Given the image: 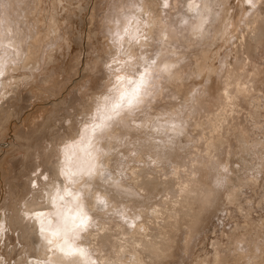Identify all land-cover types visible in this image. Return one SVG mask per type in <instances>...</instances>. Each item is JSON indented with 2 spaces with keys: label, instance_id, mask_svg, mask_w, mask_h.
<instances>
[{
  "label": "rangeland",
  "instance_id": "1",
  "mask_svg": "<svg viewBox=\"0 0 264 264\" xmlns=\"http://www.w3.org/2000/svg\"><path fill=\"white\" fill-rule=\"evenodd\" d=\"M6 1L8 0H0V4L3 3L7 7L8 2L5 3ZM15 2L18 3L16 4ZM209 2L211 3L212 21L202 31L203 33H197L190 43L184 40L185 37L183 35H189L192 25L189 24L185 27L181 24L184 19L195 18L190 17L186 12L187 0H168L167 9L164 7V0H13V8L10 9V12L8 10L7 14L9 13L10 17L15 18L13 15L17 7V17L23 18L25 24L24 34L26 36L25 44L27 45L25 51L29 52L30 60L24 68L26 73L24 76L17 78L14 84H10L7 81H5L6 85L2 86L0 84V92L7 95V92L11 91L13 95L8 100L0 103L2 115L9 118L0 128V207L5 205L6 214L9 216V219H6L3 212L4 209H0V224L3 223V232L0 233V254L9 258L6 264H21V260L28 262L37 252L36 239L38 234L27 230L21 233L25 228L22 230L16 229L15 221L17 215L15 210L21 207L23 203L20 197L17 196L15 184L20 183L22 185V194L25 195L31 186L32 180L35 178L34 174L36 172L44 171L52 181L55 177L53 172L55 162L52 163L53 165L47 166L43 160L42 152H48L52 147H55L58 152L60 150L61 154L63 147L60 149L58 146L83 143L81 141L83 134H81L82 131L78 124L80 123L79 120H85L84 112L82 111L83 94L88 92L89 84L90 87L95 88L99 83V79L103 78V75H108L114 71V69L107 68V73H105V65L119 60L117 50L126 51L128 49L129 42L133 37H138L142 24L160 19L165 25L169 21H173L177 25L176 29L177 31L179 30L178 35L179 33L180 35L178 39H174L167 44V47L169 46L168 49L176 52L175 56H180L179 63L183 62L180 64L185 66L182 77L186 87L189 90H193L192 103H194L195 93L205 85L207 92L203 93L199 100L202 106L201 117L206 118L208 113L216 111L223 83L217 73L206 75V73L199 71L201 61L211 62L215 68L219 65L218 57L223 56L228 49L231 50L227 56L228 62L234 64L239 57L245 59L247 55L240 51V48H236V45H233L234 42L239 45L243 40L242 37H237L233 33L231 24L236 22L242 14L245 16L246 12L250 10L253 13H264V0H251V4L246 3L245 0H209ZM22 6L23 9H21ZM141 10L145 13L143 17L140 15ZM0 12L2 16H5V12L1 8ZM122 20L123 22L126 20L124 24L135 20L136 25L134 26L135 31L128 33L130 37L126 36L128 41L123 42L122 40L119 43L114 41L113 36L120 26L124 25ZM151 28V30L147 29V33L155 41L152 49L153 51H160L163 38L161 26H156V24L152 23ZM236 28L238 29L239 27ZM30 30L34 31L35 34L31 35ZM226 34L229 37V41L226 40ZM249 42L250 50H248V55L250 59L264 64V27L260 41ZM132 47L135 48L136 46L132 45ZM203 50L207 53L206 55ZM136 51H139V49L136 48ZM261 63L262 74L257 77L254 88H251L248 93L242 96V113L237 119L242 125L250 128L252 125L251 113L256 117V121L264 119V65H261ZM115 71L119 72V66ZM224 72L225 70H223L222 75ZM120 74L128 77L129 73L121 72ZM207 76H210L208 80ZM166 84L167 91L165 94L169 91L176 94L174 91H177V87L170 82L169 75L164 79V85ZM74 91L81 94V100L75 101V97L72 95ZM165 94L164 97H166ZM204 97L209 99L205 101ZM2 99L3 97L1 96L0 100ZM156 99L152 107H146L138 115L143 117L146 113H149L152 116H159L165 114V112L173 111L171 105H165L158 96ZM182 101L185 103L184 105L191 106L188 103L189 97L186 91ZM158 102H160V105L157 106L156 103ZM175 104L178 105L177 102ZM73 106L79 112V117L74 120L70 128H64L63 118L66 115H71ZM259 106H261V109ZM176 109L181 111L179 106H176ZM189 110L181 111L183 131L181 135L175 136L176 138L173 136L174 147L178 153L184 155L188 150L193 151L190 145L196 144L206 158V144L198 139L202 135V129L199 127L194 129V119L186 118V114L190 113ZM192 115L193 113L190 117ZM136 123H141V121ZM186 128L187 130L185 131ZM259 134L264 135V124L261 125ZM141 135L143 137L147 136L146 133H141ZM191 136L195 140L189 143ZM107 137L105 135L102 139L104 142L109 143L111 138ZM253 137L259 139L258 135ZM100 139V137H96L92 140V142L97 140L98 142L97 146H95L96 149L90 152L91 155L97 151ZM249 144V140H241L240 135L232 134L229 142L225 143L221 151L218 152L220 154L218 160L219 169L220 165L228 161V172L222 173L218 170L214 176V180L218 175L220 176L218 178L221 180L220 188L222 190L230 177L236 178L242 173L244 178L246 171L249 169L248 167H251L252 173H255L257 177L261 176L258 170L262 168L259 167L260 163H264V157L260 158L261 155H264V151L260 149H263L264 145L261 142L252 145L248 149H241V146ZM113 147L115 150L120 148L117 145ZM167 147L169 148L170 146ZM228 151H230V156H228ZM255 160L259 163L257 164ZM115 168L116 165L112 161V169L110 170L117 172ZM18 170H20V175L15 177V172ZM96 184L93 186V190L108 186L99 182ZM211 184L214 185L215 183L212 182ZM111 188L114 189L113 187ZM93 190L91 193L94 192ZM119 192L127 197L129 196L131 199L135 198V201H140L139 196H134L127 191ZM153 192L156 193L155 189H153ZM160 193H156L157 198H161ZM149 196H146V199L152 198V195ZM117 198L118 202H124L126 199L119 196ZM143 201L144 198L139 204H142ZM138 202L136 203L138 204ZM10 204L14 205V209L9 208ZM49 206L50 209L48 210L54 209L51 207L52 205ZM214 206H216L214 214H211L200 225L201 229L197 235L199 239L196 237L192 242L191 249L193 250H191L190 257L188 256L189 258L184 264H192L197 257L207 258L209 260L207 264H216L213 260L215 247L220 248L221 242L228 240L226 233L231 232L234 222L232 221L233 217L227 215L228 207L222 203L220 198L217 199ZM90 214L92 215L93 213ZM254 214L258 216V219L251 231L254 234L260 232L261 238L264 239V229L260 227L262 223L261 217L264 215V205L257 207V211ZM98 217L102 218L101 215ZM206 222L208 224L207 228ZM5 244L7 247H5ZM237 245L241 248L243 243L237 241ZM32 246L36 248L30 251ZM248 247H252V244ZM24 256H26L25 259ZM228 260L230 262L236 260L237 262L239 258H235L230 254Z\"/></svg>",
  "mask_w": 264,
  "mask_h": 264
},
{
  "label": "bare ground",
  "instance_id": "2",
  "mask_svg": "<svg viewBox=\"0 0 264 264\" xmlns=\"http://www.w3.org/2000/svg\"><path fill=\"white\" fill-rule=\"evenodd\" d=\"M7 2L9 8H7L8 6L5 7L6 5L3 3L0 4V8L5 12V16H2L0 12V19L12 20L13 18L9 16V13V15L7 14V11L9 10L8 12H10V9L13 8V0H8L5 3ZM21 9H23V6ZM14 11L13 16L16 18L17 7ZM125 21L123 22L122 20V23L124 24ZM150 23L161 26V31L163 32L160 50L162 53L161 62L177 66L175 71L169 74L170 82L177 87V91H174L176 94L169 91L165 94L166 97H164V94H158L157 96L159 99H162L165 105H171L173 110L176 109V106H179L182 112L190 109L189 111L193 115L190 117L191 114L187 113L186 118L194 119V129L198 127L202 129V135L198 139L204 141L206 144V158L196 144L190 145L193 151L188 150L184 155L178 153L174 147L173 137L170 141L167 137L164 138V141H161L159 137L149 134L146 137H143L141 133L130 136L127 129L129 122L132 119L135 122H147L152 116L149 113H146L145 116L142 115L143 117L138 115L140 112L132 117H124L121 123L115 125L110 132L105 133L106 137L108 136L107 138H111L109 143L105 141L106 150H114V155L110 156L106 163L112 169L113 161L117 172H112L116 174L114 178L119 180L120 186L128 193L139 196L140 201L144 198V201L142 204H139L140 201L138 202L135 201V198L134 200L129 198V196L127 197L118 190L112 189L111 186H105L101 189H95V187V190L92 189L94 192L84 201L86 209L90 213H93L91 215V227L83 234L82 244L91 249L95 254L94 259L107 261L108 264H184L187 258L190 257L191 250H193L191 249L192 242L196 239L201 229L200 225L211 214H214V210L216 209L214 203L220 198L222 203L228 207L227 215L233 217L232 221L234 225L231 227V232L226 233L228 240L221 242L220 248L215 247L214 263L264 264V239L261 238L260 232L254 234L251 231V228L258 219V216L254 213L257 211V207L264 205V163H260L259 165L260 168L262 167L258 170V173L261 175L260 177L252 173L251 167H248L249 169L246 171L244 178L242 177V173L236 178L230 177L223 190L220 188L221 180L218 178L220 177L219 175L214 180V185L210 183V175L213 173L216 175L219 170L218 160L220 154L218 152L221 151L225 143L229 142L232 134L240 135L241 140H249L250 144L241 146V149H248L252 145L261 142L264 145V135L259 134L261 125L264 124V119L256 121V117L251 113V128L237 121L242 113V96L248 93L251 88H254L257 77L262 74L260 69L261 62L251 60L248 50H250L249 41H260L263 35L264 13H253L250 10L246 12L245 16L242 14L236 22L231 24L233 26V33L237 37H242L243 40L239 45H237V42H234L233 45H236V48H240V51L247 55L245 59L239 57L234 64L228 62L227 56L231 52L228 49L223 56L218 57L219 65L215 68L213 67V63H207L205 60L201 61L199 71L206 73V75L217 73V76L220 77V81L223 83L222 93L217 102L218 107L214 113H208L206 118L201 117L202 106L199 100L201 95L207 92V88H205V85L200 88L195 93L194 103H192L193 90H189L186 87L182 77L185 66L181 65L183 62L179 63L180 56H175L176 52L168 49L169 46L167 47V44L174 39H178L180 35V33L178 35L179 30L177 31L176 29L177 25L173 21H169L165 25L160 19ZM135 25L136 21L134 20L120 26L113 36L114 41L120 43L123 40L125 42L122 38L126 37L129 32H134ZM236 27H239L238 29L240 30ZM151 29L149 28V30ZM189 31H191L189 35H183L185 39L182 35L181 37L191 43L192 39L196 37L197 33H201V31H194L193 26H191V30ZM30 32L31 35L35 34L32 30ZM127 37H130V35ZM225 37L229 41L227 34ZM203 52L205 55L207 54L204 50ZM108 68L112 69L111 67ZM223 70L225 72L222 75ZM209 77L207 76V80ZM0 84L3 86L4 84L6 85V82H0ZM125 87L127 86L125 85ZM163 87L166 92L167 84L163 85ZM185 91L189 97L188 103L191 104L190 107L189 105H184L185 103L181 104L179 102L181 99L183 100ZM208 99H205V101ZM173 101H177L178 105ZM159 103H156V105H160ZM153 105L154 103L150 106L152 107ZM259 108L261 109V106ZM8 119V116H3L2 111H0V128H2ZM81 134H83L82 144L75 143L63 146L62 156L65 171H87L95 160L97 151L92 155L90 152L96 149L95 146H97L98 140L96 142H92V140L98 136L93 134L90 128L83 130ZM254 135H258L259 139L254 138ZM194 140L195 138L191 136L189 143ZM166 144L170 147L168 148ZM115 145L120 147L119 150L114 149L113 146ZM58 147L60 148V146ZM260 150L264 151V148ZM256 152L258 151L256 150ZM228 156H230V151H228ZM42 157L45 164L51 166L53 162L61 159L60 150L58 152L55 147H52L48 152H42ZM263 157L264 155H261L260 158L262 159ZM227 162L223 163L226 167ZM256 163L258 164L259 162L257 161ZM43 173L44 171L41 172V174ZM19 175L20 170L15 172V177ZM55 180L56 176L52 181ZM52 181L49 179V185ZM21 186L20 183L15 184L17 196L20 197L23 203L21 207L15 210L17 215L15 221L16 229L22 230L25 228L21 233H24L26 230L37 233L38 227L42 226L48 230L50 236L52 232L59 231L68 243H73L71 234H65L64 229L66 224H70L69 218L76 213L75 202L69 200L58 201L54 209L48 210L51 204L49 203L47 194L48 189H46L43 183H41L39 191L33 190L30 186L25 195L22 194ZM59 187L60 185L57 184V188ZM153 189H155L156 193L161 192V198H157V194L153 192ZM257 190L259 191L257 192ZM97 195L101 197L106 196L107 200L104 203H100L96 199ZM149 195H152V198L146 199V196ZM117 196L126 199L124 202H118ZM13 206V204H10L9 208L14 209ZM0 209H4V216L6 219H9L5 211V205H2ZM36 213H41V215L37 216ZM99 215L102 218L98 217ZM261 218L262 223L260 227L264 229V215ZM96 222L97 224H95ZM2 225L3 223L0 224V233L3 232ZM206 225L207 228V222ZM24 237L28 238L27 236ZM197 238L199 239V237ZM237 241L243 243L241 248L238 247ZM36 242L37 252L31 259L43 258L46 255H50L39 236H37ZM251 244L252 247L247 248ZM5 247H7L6 244ZM35 248V246H32L30 251L35 250ZM230 254L235 258H239V260L237 262L236 260L230 262L228 260ZM25 258L26 256H24ZM7 259L9 258L3 257L0 254V264H6ZM243 260L246 261L243 262ZM28 262L21 260V264H28ZM208 262L207 258L197 257L193 260L192 264H207ZM72 264H77V262L74 261Z\"/></svg>",
  "mask_w": 264,
  "mask_h": 264
},
{
  "label": "clouds",
  "instance_id": "3",
  "mask_svg": "<svg viewBox=\"0 0 264 264\" xmlns=\"http://www.w3.org/2000/svg\"><path fill=\"white\" fill-rule=\"evenodd\" d=\"M245 2L251 4V0ZM164 7L167 9L168 0H164ZM186 12L190 17L195 18L184 19L181 24L185 27L191 24L194 31L202 32L212 21L209 0H187ZM140 15L145 16L143 10L140 11ZM151 27L152 24L149 22L142 24V30L138 37H133L129 42L128 49L117 50L119 60L105 65V73L108 67L114 71L103 75L95 88L90 87L89 84L88 92L83 94L82 111L85 120L80 121L79 128L81 131L90 128L93 134L101 138L92 165L84 172L65 171L61 151V159L54 165L55 181L49 185L47 173L41 174V171H38L34 174L35 178L31 182L33 190L39 191L43 183L48 189L49 203L53 208L56 202L69 200L75 202L76 213L69 218L70 224H66L64 229L65 234H71L73 243H68L61 232L54 231L50 236L47 229L39 226L37 234L50 255L31 259L28 264H72L74 261L77 264H108L107 261L94 259L95 254L88 246L82 244V236L90 229L92 220L90 212L84 206V201L97 182L121 192L126 191L120 186L119 180L114 178L116 174L106 163L108 158L114 155V150H106L102 138L106 132H110L115 125L121 123L124 117L135 116L152 105L158 94H165L164 79L177 67L175 64L162 63V53L153 51L152 45L155 41L147 33V29ZM124 40L127 42L128 38L124 37ZM132 45L136 47L133 48ZM26 47L23 18L0 19V82L7 81L14 84L17 78L26 74L24 68L30 60L29 52L25 51ZM136 48L139 51H136ZM118 66L119 72L115 71ZM121 72L129 73L128 77L122 76ZM72 95L75 101L81 100L80 93L74 91ZM0 96L3 97L0 100L2 103L13 95L8 91L7 95L0 92ZM179 102L182 104V99ZM78 117L79 112L73 106L71 115L63 118L64 128H70ZM127 129L130 136L146 133L159 137L161 141H164L165 137L170 141L173 136L182 134L181 111L175 109L159 116H151L147 122L142 121L139 124L132 119ZM62 147L60 146L61 149ZM219 170L222 173L228 172V168L224 165H220ZM214 175V173L210 175V183L214 182ZM57 184L60 185L59 188ZM96 199L105 202L107 197L97 195ZM70 249L76 251L69 254Z\"/></svg>",
  "mask_w": 264,
  "mask_h": 264
},
{
  "label": "snow or ice",
  "instance_id": "4",
  "mask_svg": "<svg viewBox=\"0 0 264 264\" xmlns=\"http://www.w3.org/2000/svg\"><path fill=\"white\" fill-rule=\"evenodd\" d=\"M45 179H47V177H45ZM35 187V185H33ZM100 203H104V201H99ZM37 216L41 215V213H36ZM76 251V249H70V253H74Z\"/></svg>",
  "mask_w": 264,
  "mask_h": 264
}]
</instances>
